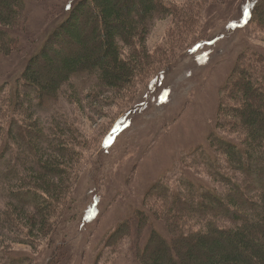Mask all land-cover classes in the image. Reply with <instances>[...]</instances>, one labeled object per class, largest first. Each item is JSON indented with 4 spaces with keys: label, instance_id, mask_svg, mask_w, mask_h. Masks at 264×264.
<instances>
[{
    "label": "trees",
    "instance_id": "1",
    "mask_svg": "<svg viewBox=\"0 0 264 264\" xmlns=\"http://www.w3.org/2000/svg\"><path fill=\"white\" fill-rule=\"evenodd\" d=\"M33 1L0 0V60L20 48L17 31L28 30ZM263 7L264 0L252 7L249 23L264 25ZM175 10L166 0H80L31 58L18 88H0V114L6 115H0V133L6 134L0 145V264L35 261L9 248L7 239L13 234L15 243L36 247L59 235L69 221L83 135L60 118L58 110L42 105L50 102L58 109L64 89L79 75L92 76L93 85L99 82L93 90L97 97L109 88L128 89L142 62L149 60V52H139L138 46L147 49L156 18ZM127 46L134 47L130 57ZM255 54V60L237 66L233 78L242 75L243 83L231 79L227 84V92H238L224 99L218 130L209 146L195 154L216 184L199 182L184 172L177 187L170 181L154 186L146 208L138 211L141 229L154 228L141 253L145 264H264V93L258 89V84L264 88V53ZM250 68L262 78L258 84L248 77ZM73 96L84 106L78 89ZM46 111L54 113V121H44L47 115L40 113ZM23 128L32 131L29 137ZM250 184L254 190L247 198ZM159 196L163 205L152 201ZM179 204L191 211H179ZM88 217L81 218L84 228ZM156 218L171 235L156 228ZM131 223L132 219L117 229L109 243L129 234ZM67 244L61 240L58 245ZM55 255L53 261L59 260L60 253Z\"/></svg>",
    "mask_w": 264,
    "mask_h": 264
},
{
    "label": "rangeland",
    "instance_id": "2",
    "mask_svg": "<svg viewBox=\"0 0 264 264\" xmlns=\"http://www.w3.org/2000/svg\"><path fill=\"white\" fill-rule=\"evenodd\" d=\"M166 1L176 13L159 15L145 44L148 48L138 46L139 52H149V60L142 62L128 89L109 88L104 96L97 97L93 90L99 82L93 85L96 80L92 76L79 75L64 89L58 109L50 102L42 105L54 113L58 110L60 118L65 117L81 132L83 147L71 193V214L59 235L36 247L15 243L14 234L7 239V245L17 255L35 259L30 263L145 264L141 253L154 228L141 229L138 211L146 208L151 189L168 181L177 187L184 172L191 179L216 184L210 169L196 162L199 157L195 154L209 146L211 136L218 130L224 99L238 92L237 88L227 92V84L231 79L243 83L242 75L233 78L237 66L255 60V52L264 53V25L258 21L249 23L252 7L263 0ZM79 2L30 3L28 30L17 31L20 48L0 60V88H18L31 58ZM202 39L208 41L190 49ZM134 53V47L127 46V55ZM256 71L250 68L248 77L258 84L262 78L255 76ZM77 89L84 106L73 99ZM258 89L264 93L262 85L258 84ZM54 113L40 115H47L44 121H54ZM23 129L29 137L32 131ZM32 134L36 135L35 131ZM3 136L6 134L0 133V145L4 144ZM253 190L250 184L247 198ZM170 197L173 204L175 199ZM162 199L159 196L152 201L163 205ZM3 203L4 200L1 206ZM185 205L179 204V211L190 212ZM1 214L0 211V217ZM87 215L84 228L81 218ZM130 219L132 231L109 243L117 229ZM156 220V228L171 235L167 226ZM61 240H66L67 246L58 245ZM56 252L60 259L53 261Z\"/></svg>",
    "mask_w": 264,
    "mask_h": 264
},
{
    "label": "snow or ice",
    "instance_id": "3",
    "mask_svg": "<svg viewBox=\"0 0 264 264\" xmlns=\"http://www.w3.org/2000/svg\"><path fill=\"white\" fill-rule=\"evenodd\" d=\"M250 11V10H249Z\"/></svg>",
    "mask_w": 264,
    "mask_h": 264
}]
</instances>
